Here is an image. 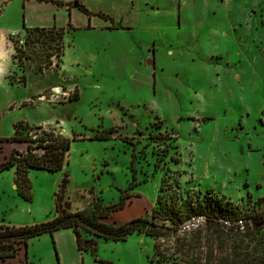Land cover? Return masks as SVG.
Masks as SVG:
<instances>
[{"label":"rangeland","instance_id":"374dc122","mask_svg":"<svg viewBox=\"0 0 264 264\" xmlns=\"http://www.w3.org/2000/svg\"><path fill=\"white\" fill-rule=\"evenodd\" d=\"M53 1L61 6L0 0V138L10 137L13 124L22 121L23 130L41 127L69 141L60 171H28L30 202L16 195L11 180L0 182V224L20 227L49 219L66 173L71 211L90 199L103 206L117 202L133 176L132 197L103 222L150 220L151 211L160 210L159 197L168 193L161 185L169 177L172 189L179 186L176 209L186 192L195 200L206 189L230 202L229 208L223 205L230 213L228 231L206 228L202 216L181 226L157 217L154 223L169 233L159 230L156 238L133 233L122 242L96 239L93 258L77 251L71 231L63 229L30 239L26 254L19 251L15 261L204 264V252H211L209 264H246L249 231L239 218L264 220V0ZM80 6L112 21L87 17ZM113 24L122 28L109 29ZM22 25L63 28L59 68L22 72L11 59L14 41L24 36L11 29ZM73 92L77 99L69 100ZM109 128L114 130L109 140L90 139ZM157 132L170 137L164 155L148 139ZM12 146L0 142V162L11 147L25 152Z\"/></svg>","mask_w":264,"mask_h":264},{"label":"trees","instance_id":"16d2710c","mask_svg":"<svg viewBox=\"0 0 264 264\" xmlns=\"http://www.w3.org/2000/svg\"><path fill=\"white\" fill-rule=\"evenodd\" d=\"M37 1L50 2L61 6L59 2L53 0ZM79 10L87 17L97 16L104 21H112L107 15L100 12H90L83 6H80ZM120 28H122L120 24H113L109 27V29ZM22 31L24 36L20 41H14V52L11 55V59L21 66L22 72L42 74L44 71L59 68L63 56V28L54 25L51 27L26 28L22 25ZM20 80L24 83V74L20 76ZM72 99H77V94L74 92L69 96V100ZM25 105L26 102H22L20 107ZM22 125H24L22 121L14 123L12 135L8 138H0V142L25 144L24 153L13 149L9 156L0 162V172L13 168L15 193L22 200L30 202L28 171L32 169L48 173L60 171L63 168L69 149V141L51 130L27 126H25L27 130H23ZM113 132L112 128L101 130L90 139L109 140ZM169 138L168 133L157 132L148 135L149 142L155 144L156 153H162L163 155L168 152V148L171 146L168 142ZM37 149L41 150L40 154L34 152ZM131 159L132 161L135 159L133 152L131 153ZM168 159L173 164L179 162L177 157L169 156ZM67 183L68 174L63 173V177L54 193L53 213L49 219L20 227L0 224L1 261L14 258L21 248L24 250L25 255L27 242L30 239L46 234L52 235L54 232L63 229L71 231L77 251L89 253L93 258H95L96 239L122 242L133 233H143L145 236L154 238L162 235L158 233L159 230H165L166 233H169V228H162L154 223V219L157 217L169 221L172 225L181 226L192 216H202L206 228L213 229L214 232H218L220 228L228 229L226 223L229 221L227 218L230 213H228V210H224L223 205L229 208L230 202L219 199L212 190L206 189L200 198L195 196V200L186 192L185 198L181 200L178 209H176L174 206L180 197L176 190L179 189V186L176 185L172 189L173 181H169V177L164 178L161 185V189L163 190V187H165L168 193H163L159 197L160 210L154 208L151 211L150 220L139 217L120 225L108 224L103 220L124 209L126 201L132 197L128 190L137 186L133 176L126 191H120L117 202L103 206L100 201L90 199L84 208L75 211L70 210V202L65 198ZM162 212H164L165 218L160 216ZM239 221L243 223L244 231H249L248 235L245 236L248 239L245 245L247 254H244V256L245 258L246 255L249 257L246 264H264V237L257 236L264 220L261 217L246 216L243 218V222L241 218H239ZM238 231L241 230L238 229ZM204 255L205 259L208 258L209 260L211 258V252H204ZM208 260H204V264H209ZM94 261L104 264V261L101 260L94 259Z\"/></svg>","mask_w":264,"mask_h":264},{"label":"crops","instance_id":"0c3cea01","mask_svg":"<svg viewBox=\"0 0 264 264\" xmlns=\"http://www.w3.org/2000/svg\"><path fill=\"white\" fill-rule=\"evenodd\" d=\"M1 1H3V0H1ZM30 3V5L32 6L34 3H37V5L38 6H40L41 5V3H46V2H44V1H41V2H39V1H37V0H23V6H24V3ZM3 3V2H2ZM32 27H39V26H32ZM32 27H26V28H32ZM12 30V32H17V31H22V29L21 30H18V29H11ZM4 31H7V30H4ZM9 31V30H8ZM2 32H0V34H1ZM0 76H2V73H1V68H0ZM12 145H14V146H20V150H22V149H25V144H23V143H11V146ZM13 147V146H12ZM10 148L9 149V151L7 152V154H6V156L4 157V158H6V157H8L9 156V154H10V152H11V150L13 149V148ZM3 158V159H4ZM2 159V160H3ZM7 172H11V174H9V173H7V174H1L2 172H0V182L1 181H12V188H13V190L15 191V186H14V169L12 168V169H9V170H6ZM6 171H3V172H6ZM27 249V248H26ZM23 249L21 248L20 250H18V252L19 251H22ZM17 252V254H16V256L14 257V258H11V259H7V260H5V261H1L0 260V264H26V259L24 258L22 261H20L19 259L18 260H16L15 261V259L16 258H18L19 257V255L18 254H20V253H18ZM23 255H24V252H23ZM22 257V256H21Z\"/></svg>","mask_w":264,"mask_h":264},{"label":"water","instance_id":"95a60500","mask_svg":"<svg viewBox=\"0 0 264 264\" xmlns=\"http://www.w3.org/2000/svg\"><path fill=\"white\" fill-rule=\"evenodd\" d=\"M74 7H77V4L76 3H74V5H73Z\"/></svg>","mask_w":264,"mask_h":264}]
</instances>
